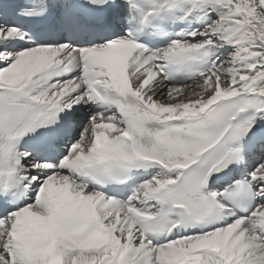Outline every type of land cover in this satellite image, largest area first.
<instances>
[{
	"label": "snow or ice",
	"instance_id": "6c2138e0",
	"mask_svg": "<svg viewBox=\"0 0 264 264\" xmlns=\"http://www.w3.org/2000/svg\"><path fill=\"white\" fill-rule=\"evenodd\" d=\"M0 264H264V0H0Z\"/></svg>",
	"mask_w": 264,
	"mask_h": 264
}]
</instances>
